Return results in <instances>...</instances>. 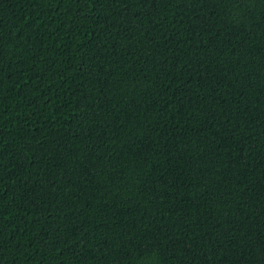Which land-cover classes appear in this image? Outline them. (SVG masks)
Returning <instances> with one entry per match:
<instances>
[{
    "label": "trees",
    "instance_id": "16d2710c",
    "mask_svg": "<svg viewBox=\"0 0 264 264\" xmlns=\"http://www.w3.org/2000/svg\"><path fill=\"white\" fill-rule=\"evenodd\" d=\"M0 264H264V0H0Z\"/></svg>",
    "mask_w": 264,
    "mask_h": 264
}]
</instances>
